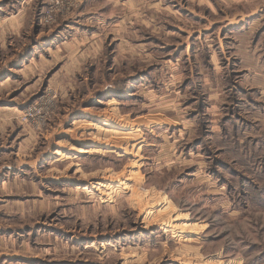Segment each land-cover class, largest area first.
Returning <instances> with one entry per match:
<instances>
[{"label":"rangeland","instance_id":"374dc122","mask_svg":"<svg viewBox=\"0 0 264 264\" xmlns=\"http://www.w3.org/2000/svg\"><path fill=\"white\" fill-rule=\"evenodd\" d=\"M0 264H264V0H0Z\"/></svg>","mask_w":264,"mask_h":264}]
</instances>
